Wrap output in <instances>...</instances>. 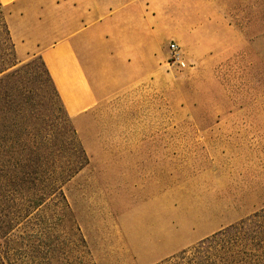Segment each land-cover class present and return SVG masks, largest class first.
I'll list each match as a JSON object with an SVG mask.
<instances>
[{
    "label": "rangeland",
    "instance_id": "374dc122",
    "mask_svg": "<svg viewBox=\"0 0 264 264\" xmlns=\"http://www.w3.org/2000/svg\"><path fill=\"white\" fill-rule=\"evenodd\" d=\"M188 1L196 7L189 12L198 22L173 28L171 38L180 46L186 66L167 69L164 61L156 83L121 92L76 121L63 112L39 57L21 61L12 46H3L7 58L16 63L9 70L33 58L40 80L33 82L19 72L12 85L0 83L4 172L10 173L13 162L21 159L34 167L43 162L45 172L57 171L77 142L87 156L79 174L62 186L68 204L66 226L55 227L51 234L59 243L54 260L61 264H148L200 235L214 205H219L220 213L227 208L221 196L219 202L213 199L210 177L196 180L192 171L174 170L193 160L194 171V157L202 152L210 156L212 137L196 130L233 127L224 115L229 112L227 104L214 103L213 98L222 102L229 93L232 98L247 97L240 103L249 109L246 119L254 131L250 152L260 154L264 171V0ZM3 13L6 19L4 9ZM8 91L12 99L4 98ZM234 105L243 112L238 100ZM131 129L156 133L131 136L126 133ZM160 130L169 131L165 137L169 141L153 153L116 147L126 139H150L163 146ZM14 189L13 184H0V200L13 204L21 196ZM59 215L49 208L41 212L49 225L58 223Z\"/></svg>",
    "mask_w": 264,
    "mask_h": 264
},
{
    "label": "crops",
    "instance_id": "0c3cea01",
    "mask_svg": "<svg viewBox=\"0 0 264 264\" xmlns=\"http://www.w3.org/2000/svg\"><path fill=\"white\" fill-rule=\"evenodd\" d=\"M0 4L6 13L17 59L41 57L66 113L75 121L94 113L121 92L142 83H156L166 61V42L175 41L171 39L173 28H186L198 22L197 15L189 12L196 7L189 5L188 0H0ZM15 24L26 29L19 31ZM230 95L222 102L220 97L213 101L227 104L229 112L224 115L234 122L233 127L196 130L212 137L210 156L202 152L194 157V171L193 160L174 169L192 171L196 180L210 177L213 199L219 202L221 196L227 208L220 213L219 205H214L215 211L207 217L200 235L148 264L159 262L264 207V171L260 154L250 152L254 131L246 119L249 109L240 103L247 97L237 99ZM233 100L243 104V112H237V105L232 108ZM158 132L164 138L160 141L163 146L150 139H126L116 147L153 153L169 141L165 139L169 131ZM126 133L148 137L156 131L131 129ZM168 161V174L172 176L170 156ZM208 165L211 168L207 169Z\"/></svg>",
    "mask_w": 264,
    "mask_h": 264
},
{
    "label": "trees",
    "instance_id": "16d2710c",
    "mask_svg": "<svg viewBox=\"0 0 264 264\" xmlns=\"http://www.w3.org/2000/svg\"><path fill=\"white\" fill-rule=\"evenodd\" d=\"M6 45L14 49L0 4V83L5 81L12 85L19 72L33 82H39L33 58L18 68L9 70L16 63L7 58L3 49ZM38 57L42 73L54 96L65 115L70 118L45 63ZM12 97L11 91L4 95L5 99ZM55 156L58 159L59 153L55 152ZM67 157L66 163L61 161L64 165L58 164L57 171L49 172L41 170L43 162L34 167L31 161L21 159L13 162V170L6 173L2 168L5 160H0V184H13L14 190L21 192V196L13 204L0 200V264H61L62 261L54 260L58 255L59 243L51 239V234L55 227L66 226L64 212L67 211L68 204L62 186L88 163L79 142ZM46 208L60 212L55 218L60 220L58 223L49 225L44 220L41 212ZM72 221L70 217V222ZM80 241L83 242L82 237ZM154 264H264V207Z\"/></svg>",
    "mask_w": 264,
    "mask_h": 264
},
{
    "label": "built area",
    "instance_id": "2783aa9c",
    "mask_svg": "<svg viewBox=\"0 0 264 264\" xmlns=\"http://www.w3.org/2000/svg\"><path fill=\"white\" fill-rule=\"evenodd\" d=\"M168 56L166 57L167 69L181 70L186 66L183 52L176 41L171 40L167 46Z\"/></svg>",
    "mask_w": 264,
    "mask_h": 264
}]
</instances>
